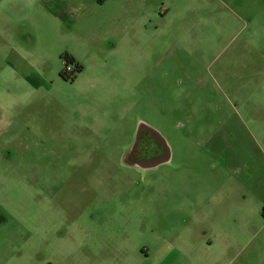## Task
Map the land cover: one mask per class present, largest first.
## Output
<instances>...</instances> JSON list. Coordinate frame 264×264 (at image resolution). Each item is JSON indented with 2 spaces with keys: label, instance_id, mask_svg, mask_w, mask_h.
I'll use <instances>...</instances> for the list:
<instances>
[{
  "label": "rangeland",
  "instance_id": "374dc122",
  "mask_svg": "<svg viewBox=\"0 0 264 264\" xmlns=\"http://www.w3.org/2000/svg\"><path fill=\"white\" fill-rule=\"evenodd\" d=\"M89 1L0 0V264H264V0Z\"/></svg>",
  "mask_w": 264,
  "mask_h": 264
},
{
  "label": "crops",
  "instance_id": "0c3cea01",
  "mask_svg": "<svg viewBox=\"0 0 264 264\" xmlns=\"http://www.w3.org/2000/svg\"><path fill=\"white\" fill-rule=\"evenodd\" d=\"M86 0H71L70 2H74V4L76 5V9H78L77 7H83V6H85V4H84V2H85ZM96 0H91V1H89V3H86V5H92L93 4V2H95ZM69 0H68V3H66V2H62V3H60L57 7V9H58V12H59V14L61 13H64V12H68V11H71L72 10V8H71V5H69ZM99 3V2H98ZM113 23V22H112ZM117 22H115L114 24H116ZM118 26H119V24H118ZM4 27H6V26H4ZM120 28V27H119ZM118 27L116 28V30H118V31H120V29H119ZM72 58V57H71ZM74 59V58H73ZM75 60V59H74ZM76 62V61H75ZM259 183V182H258ZM255 186H256V184L255 183H253V182H251V180L250 179H246V181H245V187L246 188H249L251 191H254V188H255ZM264 219V218H263ZM140 255H142L145 259L146 258H148L149 257V255L147 254V251H142L141 252V254ZM69 257L71 256V253L68 255ZM82 261H84V259H82ZM71 262H73V260L71 259V261L69 262V263H66V264H78V263H71ZM47 264H51V263H47ZM79 264H81V263H79Z\"/></svg>",
  "mask_w": 264,
  "mask_h": 264
},
{
  "label": "trees",
  "instance_id": "16d2710c",
  "mask_svg": "<svg viewBox=\"0 0 264 264\" xmlns=\"http://www.w3.org/2000/svg\"><path fill=\"white\" fill-rule=\"evenodd\" d=\"M61 58L63 59L65 66L72 65L74 70L71 77L68 76L64 70L59 73V77L64 81L73 82L75 79V75L81 73L82 67L78 63H76L73 58L69 57L68 55H64Z\"/></svg>",
  "mask_w": 264,
  "mask_h": 264
},
{
  "label": "built area",
  "instance_id": "2783aa9c",
  "mask_svg": "<svg viewBox=\"0 0 264 264\" xmlns=\"http://www.w3.org/2000/svg\"><path fill=\"white\" fill-rule=\"evenodd\" d=\"M73 70H74L73 66L72 67H69V65L65 66V72H66V74L68 72H73Z\"/></svg>",
  "mask_w": 264,
  "mask_h": 264
}]
</instances>
